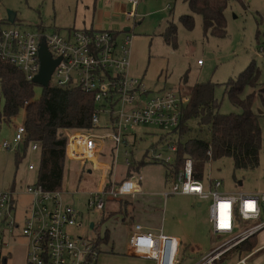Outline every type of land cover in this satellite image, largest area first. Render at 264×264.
I'll return each mask as SVG.
<instances>
[{"label":"rangeland","instance_id":"1","mask_svg":"<svg viewBox=\"0 0 264 264\" xmlns=\"http://www.w3.org/2000/svg\"><path fill=\"white\" fill-rule=\"evenodd\" d=\"M95 1L1 0V16L7 18L8 11L16 14L15 24L10 25L12 28L33 34L43 30L46 34L59 31L65 36L69 29L82 30L88 25ZM138 1L140 5L135 20L124 19V23L133 30L129 35L132 37L129 77L141 80L150 91V95L168 90L188 94L196 84L211 83L215 88V98L219 102V112L223 115L241 114L242 110L233 106L225 94V85L231 79L239 78L252 63L259 68L258 85L256 88L246 89L243 94V97L254 94L252 109L260 116L262 147L259 164L253 170H235L232 160L223 158L211 163L205 176L210 171L213 176L223 181L224 190L264 193V108L260 95L264 93V52L260 51L261 47L264 48V0L231 3L226 11L225 38H217L205 32L199 15L194 16L192 29L184 25L182 17L191 15L188 0ZM171 24L175 26L176 35L174 42L168 44L164 40V34ZM199 60L202 62L201 66L197 64ZM42 91L41 87L35 86V99L41 98ZM4 105L0 88V113ZM106 119L101 116L100 128L94 129L91 133L103 142L102 156L105 159H112V141L103 129L108 124ZM24 121V110L10 122L0 119V193L14 191L16 194L18 233L27 225L25 212L32 199L31 195L25 193L26 187L35 186L38 178V172L28 170V166L34 163L37 167L40 155L28 148L24 156L25 142L11 149L4 148L3 143H12L16 128L24 125ZM172 132L155 126H140L135 133L131 131L132 135L138 133L136 141L134 143V138L129 136L130 146H122L119 149L115 172L117 171V179H125L126 149L134 154V158L146 159L148 164L139 173L134 174L135 179L143 180L144 193L137 197V200L131 197L128 200H121L124 214L107 219L104 223L102 213H94L87 209L89 195L97 189L100 174L96 172L88 174L90 170L88 169L75 178V174H72L75 163L66 161L62 205L72 206L83 214L78 218V223H82L83 226L76 230V236L90 240L91 243L96 241L98 232L91 229V224L95 226L100 224L99 233L102 238L106 231H109L110 241L108 244L100 245V253L93 264H154L149 259L130 257L125 252L127 238L136 224L156 231L162 230L165 235L180 240L179 264H196L225 241V238L212 232L209 221L211 200L199 201L180 194L167 198L161 195L171 193L172 183L166 179L165 163L162 161L153 163L151 160L153 153L157 152L164 158L171 157L170 165L175 164L176 155L168 150L167 140L174 144L179 136ZM192 135L183 137L182 143L188 141ZM17 155L23 156L18 163L15 159ZM93 166L94 163L89 162L87 168ZM131 215L134 216L133 220L130 219ZM116 218H123L124 223L117 221ZM26 244L27 241L23 237L10 242L12 256L8 264H27ZM256 249L258 251L247 260L248 264H264V231L256 238L252 250ZM248 254L250 252L247 250L235 248L219 264H237Z\"/></svg>","mask_w":264,"mask_h":264},{"label":"built area","instance_id":"2","mask_svg":"<svg viewBox=\"0 0 264 264\" xmlns=\"http://www.w3.org/2000/svg\"><path fill=\"white\" fill-rule=\"evenodd\" d=\"M127 1L131 5L127 15L135 18L139 1ZM66 32L65 36L59 31L46 34L45 30L33 34L6 27L0 35V59L18 68L28 81L33 82L41 66L39 44L45 43L53 59H61L49 86L76 87L93 95L95 111L92 125L95 129L100 128L99 118L106 117L108 124L103 128L111 131L108 136L117 146H127L126 133L140 126H155L169 132L179 128L183 108L188 105L190 97L173 90L150 95L141 80L129 77L131 36L120 40L113 31L96 29L73 28ZM260 51L264 52V48L261 47ZM197 64L201 65L202 62L199 60ZM27 135L25 124L18 126L12 143L4 142L3 147L17 148L26 141ZM67 137V153L71 158L88 161L97 155L98 139L92 133L74 132L67 134ZM167 148L171 153L177 152V146L171 140H167ZM38 149V144L32 143L30 150L36 152ZM207 155L212 157L210 150ZM153 157L166 164L172 162L171 157L164 158L157 152ZM126 166H131L128 158ZM34 169V164H30L29 170ZM141 182L133 175L119 183L111 182L108 187L91 195L87 202L88 210L102 213L109 199L135 197L141 191ZM171 183L169 195L192 196L199 201L211 200L209 221L212 232L225 238L221 245L196 264H219L230 251L240 248L264 231V193L225 191L224 183L210 171L204 180L196 179L191 159L185 160L183 168ZM26 193L33 197L31 215L22 229L23 236L29 242L28 264H93L95 259L92 257L91 241L75 234L83 226L78 223L82 214L72 206L62 205V191L46 192L35 184L33 187L27 186ZM13 202V192L0 193V264L6 246L5 228L15 225ZM31 222L36 224L32 225ZM180 245L177 238L163 232L145 231L140 224L134 226L128 241L132 256L152 260L155 264H179ZM251 251L237 264H248L247 260L258 250Z\"/></svg>","mask_w":264,"mask_h":264},{"label":"trees","instance_id":"3","mask_svg":"<svg viewBox=\"0 0 264 264\" xmlns=\"http://www.w3.org/2000/svg\"><path fill=\"white\" fill-rule=\"evenodd\" d=\"M177 1V0H175ZM191 15L183 16L182 21L188 29L194 27V16L202 18L205 32L217 38L227 36L226 11L231 3L242 0H188ZM7 18L1 16L0 0V35L9 27ZM176 29L173 24L164 34L168 44L175 40ZM260 76L259 68L252 63L246 72L237 79H231L226 85L225 94L230 103L242 110L241 114L223 115L219 112V102L215 98L214 85L200 83L194 85L190 92V101L183 108L181 123L172 134L179 136L176 143L177 152L174 165L166 164V179L173 182L183 168L185 160L191 159L194 165V177L204 180L209 162L230 158L235 170H253L259 164L262 147V131L259 115L253 109L254 94L243 97L248 88H256ZM35 86L26 79L25 74L15 66L0 59V88L4 98V108L0 119L10 122L20 111H25V127L28 135L24 146V156L31 145L37 143L40 155L37 166V186L46 192L62 191L65 175L66 132H91L92 117L95 111L94 96L82 92L76 87L59 88L49 86L43 88L42 96L35 99ZM40 87V86H39ZM264 108V93L261 94ZM192 135L182 143L183 137ZM211 151L210 158L207 153ZM23 156L17 155L16 162ZM151 162L160 163L152 159ZM163 163V164H164ZM148 164L146 159L141 162L133 160L127 173L130 178L139 173ZM211 164V163H210ZM117 213L122 212L121 201ZM115 212L104 213L102 223L115 217ZM98 232L96 241L92 243L94 262L100 253V245L110 241L107 230L102 238L100 224L94 227ZM256 236L243 244L242 250L251 251L255 245Z\"/></svg>","mask_w":264,"mask_h":264},{"label":"crops","instance_id":"4","mask_svg":"<svg viewBox=\"0 0 264 264\" xmlns=\"http://www.w3.org/2000/svg\"><path fill=\"white\" fill-rule=\"evenodd\" d=\"M139 5L140 4L138 3L137 9H136V16H137V13H138ZM130 9H131V5L128 3L127 0H96L95 3H94V8L91 11V15L92 16H91L90 20L88 21V25L85 26L84 29H86V30L96 29V30L113 31L119 37V39L121 40L125 36H129L131 33H133L132 32L133 30L131 29V27L124 23V19H127V20L128 19H134L135 20V18H136V17L135 18L128 17L127 13L130 11ZM199 66H201V65H199ZM173 91H175V90H173ZM189 92L190 91H188V94H184V93H181V92H179V93L190 97ZM138 128L139 127H137L134 130V133L138 130ZM103 129H105V128H103ZM105 130H106V134L108 136L111 131L109 129H105ZM91 132H89V133H91ZM66 133L69 134V133H74V132H66ZM136 134L138 135V133H136ZM136 134L132 135L131 132L126 133L125 137L127 139V143H128L127 146L128 147L130 146L128 137L132 136V138H134L133 140H134V143H135L136 138H137ZM31 145H32V143H31ZM31 145L29 146V149H31ZM98 145H99V150L97 152V155L93 159L88 160V161H80V160H76V159L71 158L68 155V153H67V146H66V159H67V161L75 163L74 164V169H73V172H72V174H75V178L79 177V175L83 174V172H85L88 169H90L89 172L87 171L88 174H93V172L98 173V175L100 174L99 175L100 176V181H99L98 187H97V189L95 191L90 193L88 200L90 199V197H91V195L93 193H95V192H97L99 190H102L103 188L108 187L111 184V182L119 183L120 181H122V180L117 179V174H116L117 171L115 172V162H116V158H117V154H118L119 149L122 146L123 147H127V146H124V145L117 146L115 143L112 142L111 143L112 159H105L104 156H102L103 155L104 145H103V142L99 141V139H98ZM113 146H114V148H113ZM23 152H24V148H23ZM126 152H128V155H126ZM33 153H38V152L36 151V152H33ZM152 156H154V153H153ZM127 158L131 162H133V160H136V162H141L142 159H144V158H142V159L139 160L137 158H134V154L132 152H130L128 149H126L125 150V155H124L125 166H126V159ZM152 159H154V157H152ZM89 162L94 163V166L87 168V165H88ZM30 164H34V163H30ZM34 166H35V169L32 170V171H37V167H36L35 164H34ZM28 170H29V166H28ZM128 171H129V167H127V173H128ZM134 174H133V176H134ZM125 178H127V175H126ZM215 178H217V177H215ZM217 179H219V178H217ZM142 182H143V180H142ZM142 182L140 184L141 191L135 197L128 196V197L121 198V199H109L107 201V205H109V204H111V205L109 206V208L106 205L105 210L102 212V215L104 216V213L106 214V208L108 209V212L117 213V211H119V210H118V205L116 203L119 200L120 201L121 200H128L129 197H131V199H135L136 198V200H137V197H139L140 195H143V193H144V188L142 187ZM27 186H30V185H27ZM225 191H229V190H225ZM233 191H236V190H233ZM233 191H230V192H233ZM12 192L14 193V191H12ZM161 195H164L166 198L171 196L169 194H164V193H162ZM190 197H192V196H190ZM193 198H195V197H193ZM32 207H33V197H32V199L30 201L29 208L25 212V220L26 221L31 215ZM121 211L122 212H119V213L115 214V216L123 215L124 214V210L122 209ZM16 213H17V197H16V194L14 193V202H13V207H12V218L15 221V225L13 227L7 226L5 228L4 241H5L6 246L4 247V256H3V259H2V264H8L9 258L12 256L11 250L9 248L10 242L11 241H15L16 239H18L20 237L25 238V240L27 241V244H26V246H27L26 247V262L28 264L29 242H28V239L25 236H23L22 231H21V233L17 232L19 226H18V223L16 221ZM130 219L133 220L134 216L131 215ZM116 220L124 223V219L123 218H121V219L120 218H116ZM93 225L95 227V224H93ZM143 229L145 231L152 232V233L163 232L162 230L156 231V230H152V229L146 228V227H143ZM92 230H94V228ZM133 230H134V226L132 227V230H131L128 238H127V244H126V248H125L126 254L128 256H130V257H134V256H132L129 253V247H128V241H129L130 235L132 234Z\"/></svg>","mask_w":264,"mask_h":264},{"label":"water","instance_id":"5","mask_svg":"<svg viewBox=\"0 0 264 264\" xmlns=\"http://www.w3.org/2000/svg\"><path fill=\"white\" fill-rule=\"evenodd\" d=\"M16 20V14L12 11H8L7 13V21L9 24L14 25ZM128 30V29H127ZM39 59H40V71L38 75L33 79V83L47 88L49 87V82L51 76L60 63L61 59H53L52 54L50 53L48 47L45 43L41 42L39 44ZM94 228V225H91V229Z\"/></svg>","mask_w":264,"mask_h":264}]
</instances>
